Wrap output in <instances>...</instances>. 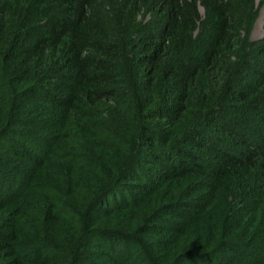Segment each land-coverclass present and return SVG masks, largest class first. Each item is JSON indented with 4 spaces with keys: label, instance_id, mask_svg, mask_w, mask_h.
<instances>
[{
    "label": "trees",
    "instance_id": "16d2710c",
    "mask_svg": "<svg viewBox=\"0 0 264 264\" xmlns=\"http://www.w3.org/2000/svg\"><path fill=\"white\" fill-rule=\"evenodd\" d=\"M258 11L0 0V264H264Z\"/></svg>",
    "mask_w": 264,
    "mask_h": 264
},
{
    "label": "rangeland",
    "instance_id": "374dc122",
    "mask_svg": "<svg viewBox=\"0 0 264 264\" xmlns=\"http://www.w3.org/2000/svg\"><path fill=\"white\" fill-rule=\"evenodd\" d=\"M258 5V15L253 22H247L246 17H244V23L242 26L243 36L245 41V46L247 50L250 49V45L254 42H262L264 41V0H255ZM203 15H205V11L201 9ZM143 17H146L147 21L149 20L151 13L143 12ZM251 61V59H249ZM254 62L255 60L252 59ZM262 61V59L260 60Z\"/></svg>",
    "mask_w": 264,
    "mask_h": 264
}]
</instances>
